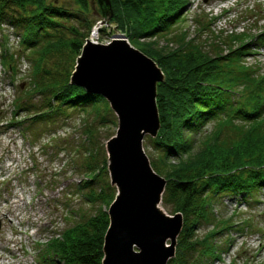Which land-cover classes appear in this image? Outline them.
Masks as SVG:
<instances>
[{"label": "trees", "instance_id": "trees-1", "mask_svg": "<svg viewBox=\"0 0 264 264\" xmlns=\"http://www.w3.org/2000/svg\"><path fill=\"white\" fill-rule=\"evenodd\" d=\"M109 2L110 8L99 0H0V30L8 26L19 34L32 69L29 90L39 99L38 106L15 101L14 113L25 111L29 117L11 125L21 130L24 123L26 128L53 125L79 113L88 143L76 149L80 155L75 166L84 177L76 186L85 192L83 202L93 213L77 216L75 223L56 233L44 245L39 263L104 260L108 210L117 195L104 143L114 136L107 131L111 126L118 129V119L102 96L72 84V77L93 28L111 14L99 36H123L163 74L156 85L160 128L155 138H148L157 153L147 158L165 181L162 207L169 216L182 217L168 264H207L219 259L215 239L234 228L230 220L218 222L205 236H197L199 226L212 221V203L229 198L252 206L264 193V73L258 75L241 63L249 54L242 43L245 34L236 37L239 46H230L226 54L207 52L186 40V33L177 28L185 21L189 0ZM0 48L2 65L13 71L3 39Z\"/></svg>", "mask_w": 264, "mask_h": 264}, {"label": "rangeland", "instance_id": "rangeland-1", "mask_svg": "<svg viewBox=\"0 0 264 264\" xmlns=\"http://www.w3.org/2000/svg\"><path fill=\"white\" fill-rule=\"evenodd\" d=\"M189 3L185 21L177 28L181 34L186 33V40L203 46L207 52L220 50L226 54L230 46H239L236 37L245 34L248 38L242 43L247 44L249 54L241 63L258 75L264 73V0ZM0 34L15 67L13 71L5 70L0 59V264H40L39 254L56 233L75 223L77 216L93 213V208L83 202L85 192H78L76 186L84 179L75 166L76 156L80 155L76 149H85L88 143L79 113L53 125L26 128L24 123L23 130L11 125L29 117L25 111L14 113L15 101L38 106L39 99L29 90L32 69L19 34L8 26H2ZM114 37L98 35L92 42L104 45ZM108 132L116 134L112 126ZM100 138L102 145L104 133ZM148 138L144 137L142 148L152 160L157 152L149 147ZM110 140L104 143L107 159ZM157 209L168 215L161 204ZM210 212L212 221L199 226L198 237L205 236L218 222L230 220L234 228L215 239L219 259L207 264H264L263 192L252 206L220 198L212 203Z\"/></svg>", "mask_w": 264, "mask_h": 264}, {"label": "water", "instance_id": "water-1", "mask_svg": "<svg viewBox=\"0 0 264 264\" xmlns=\"http://www.w3.org/2000/svg\"><path fill=\"white\" fill-rule=\"evenodd\" d=\"M101 1L110 8L109 0ZM110 17L100 25L107 26ZM162 80L157 65L121 35L104 45L89 38L76 61L72 84L102 96L118 119L116 137L107 145L110 182L118 195L108 210L102 264H168L174 256L182 217L158 211L165 181L142 148L144 137L155 138L160 128L156 85Z\"/></svg>", "mask_w": 264, "mask_h": 264}, {"label": "bare ground", "instance_id": "bare-ground-1", "mask_svg": "<svg viewBox=\"0 0 264 264\" xmlns=\"http://www.w3.org/2000/svg\"><path fill=\"white\" fill-rule=\"evenodd\" d=\"M100 23H98V24H96L95 26V28H93V30H92V32H91V34H90V38H91V41H93V40H95L97 37H98V35H99V29L102 27V25H100ZM11 124V123H10ZM115 137H116V135H115ZM146 155V154H145ZM162 196V195H161ZM145 213L147 214L146 215V217H147V220L149 221V220H151V221H153V222H155L154 221V218L149 214V213H147L146 211H145ZM171 218H173L172 216H170ZM157 218V217H156ZM148 222V224H151L152 222ZM154 225V224H153ZM148 227V226H147ZM150 229H152V226H151V228ZM137 230H139V229H137ZM147 231H148V229H147ZM152 234V233H151ZM136 235V234H135ZM155 235V234H154ZM152 236V235H151ZM152 238V237H151ZM153 239V238H152ZM155 245V244H154ZM154 245H153V247H154ZM1 259V258H0Z\"/></svg>", "mask_w": 264, "mask_h": 264}]
</instances>
